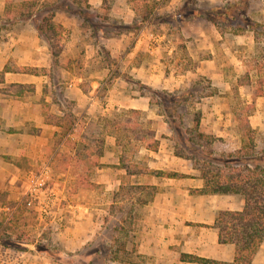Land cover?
Returning a JSON list of instances; mask_svg holds the SVG:
<instances>
[{"label":"rangeland","instance_id":"1","mask_svg":"<svg viewBox=\"0 0 264 264\" xmlns=\"http://www.w3.org/2000/svg\"><path fill=\"white\" fill-rule=\"evenodd\" d=\"M6 1L9 0H4L2 4L0 0V8H3ZM124 1L103 0L100 5H94L88 0V4L85 0H80L79 5H71L83 10L84 17L56 10L53 21L62 25L63 30L51 38L52 49L57 52L55 59L52 58L48 42L35 32L36 37L32 35L34 48L29 53L32 62L27 63L38 64L36 68H47V74L38 75L34 85L46 86L47 94L44 98L50 103L49 112L66 119L71 118L72 114L74 124L71 130L57 127L41 149L42 155L31 158L28 166L21 160V170L5 169L2 180L7 187L3 188V184H0V220L6 211L2 198H7L9 202L24 198L27 206L37 212L35 223L19 229L29 236L36 237L42 229H47V236L51 240L52 235L63 231L69 224V218L73 214L72 205L76 203L74 199L88 198L86 194H82L85 187L79 186V177L74 172L71 158L74 152L83 149L88 139L94 140L93 151H89L95 152L101 133H104L101 115L116 110L121 113L119 122L129 118L131 126L135 125L134 118L137 117L136 129H129L124 134L130 138L124 151L132 161L147 163L154 159L141 146L143 142L134 137L136 130L154 129L160 138L159 146L172 151V140L161 138L162 135L169 134V130L154 109L145 110L138 116L119 110L129 108L131 99L147 91L145 87H140L141 84L151 86L145 80L141 82L136 76L138 69L145 73L153 72V77L161 78L167 90L187 87L198 89L189 103L178 107L184 124H192L193 113L198 109L205 130L214 134L224 133V137L220 136L222 139L214 144L217 150L227 151L239 146L240 135L233 109L242 108L243 100L249 103L251 97L243 95L242 86L238 91L232 87L236 84V79L246 71L253 77V82L257 75L264 78V35L256 43L251 31L233 34L227 29L219 30L211 22L210 24L196 15L180 20L168 16L184 5L206 9L223 4L224 0ZM144 1L155 3V7L143 22L139 11L132 13L130 6L134 7L137 3L140 8ZM112 7L114 11L111 10ZM248 12L253 19L264 23V0H253ZM2 25L0 19V43L7 41L21 28L30 31L29 26H32L30 21L23 20ZM147 31L151 34L146 35ZM160 36L163 37L158 38ZM59 45L61 47L58 51ZM151 45H154V51L151 50ZM256 57L257 62L254 61ZM9 62L15 63L14 59ZM31 64L28 67L34 68L35 65ZM213 88L217 91L211 94ZM41 96L42 92L37 93L35 89L27 91L22 98L1 94L0 99L4 105L18 102L20 106H24L35 102L41 106ZM92 99H95V105L90 106ZM106 105L110 108L102 113ZM29 126L31 125L27 122L26 129L34 131V127ZM68 136L70 139H67ZM74 141L77 143L74 144ZM119 150H122L121 146ZM82 151L87 152L88 149ZM186 160L189 162V159ZM94 172L93 170L90 178H93ZM104 187L106 185L90 189L93 190L90 199L97 201L101 198L102 206L109 211L108 214L99 215L105 219L99 235L76 252L67 251L59 260L50 258L51 264H95L100 261L97 248L104 242V237L110 235L112 228L116 230L115 246H131L129 231L136 226V219L142 214L141 206L134 202L132 192L124 190L122 194L113 187ZM124 193L126 199L122 200ZM40 264L45 262L40 261ZM108 264L114 263L108 261Z\"/></svg>","mask_w":264,"mask_h":264},{"label":"trees","instance_id":"2","mask_svg":"<svg viewBox=\"0 0 264 264\" xmlns=\"http://www.w3.org/2000/svg\"><path fill=\"white\" fill-rule=\"evenodd\" d=\"M85 1L88 4L87 0ZM252 1L224 0L223 4L206 9L184 5L168 14V16L170 15L180 20V18L196 15L208 20L219 30L224 31L227 29L233 34L251 31L254 41L259 43L261 36L264 35V23L253 19L248 14L249 4ZM74 4L79 5L80 0H20L18 2L9 0L0 15L1 25L20 20L30 21L38 35L48 42L52 58L55 59L57 52L52 49L51 38L57 35L60 30H63V26L53 21L54 12L61 9L84 17V11L73 8L71 5ZM154 7L155 3L144 1L140 8L136 3L134 10L136 12L137 10L139 11L141 21L144 22L152 13ZM58 47L59 51L61 45ZM254 61L257 62V57L254 58ZM7 71L46 74L47 68L12 66L6 63L0 70V84L4 83L3 74ZM141 85L140 87H145L147 90L145 93L142 92L141 95L148 98L149 107L162 117L170 131L169 135L163 137L173 141V153L190 159L193 168L199 172L203 180L202 187L193 188L191 191L199 194H235L243 199L241 208L218 210L212 224L218 230L220 242L234 244L235 253L231 262L210 260L187 253H181V259L206 264H251L264 238V131L253 128L249 123V116L253 112L255 99L264 95V78L257 75L253 82V77L246 71L243 76L236 79V84H234L232 89L238 91L239 87L242 86L243 95L251 97V102L248 103L243 100L242 108L233 109L240 140L238 147L227 151H220L214 147L215 142L220 141L222 138L203 128L200 110L194 111L190 126H186L183 122L178 107L189 103L196 95L198 89L187 87L170 91L144 84ZM45 87L44 90L47 92ZM29 89H32V86H26L22 83L3 84L0 86V94L22 96ZM216 91V88H213L210 93L214 94ZM49 107V104L46 103L42 110L44 120L47 123L64 127L65 130H71L74 124L72 114H70L71 118L66 119L59 114L49 112ZM126 111L136 114V116L143 114L141 110L134 108L125 109V111L121 110L122 113H127ZM111 114L112 116L107 114L100 117L104 133H101L102 137L99 139L97 146H95V152L89 151H93L92 144L94 140L88 139L83 145V149L74 152L72 155L71 163L75 168L74 172L80 177V185L85 184L88 187L96 185L90 181L89 175L94 167L101 165L98 158L103 151L104 137L106 135L115 136L116 144L122 147L119 165L126 169L127 175L148 173L156 177L186 176L175 171L150 169L138 162H132L131 157L124 151L130 139L124 134L129 129H136L137 117L134 118L135 125L131 126L129 118H124L119 122L121 113L112 111ZM134 137L152 150L158 148L159 141L155 138L154 129L147 131L136 130ZM67 139H70L69 136ZM75 142L77 143V141H74V144H76ZM157 189V186L150 184H133L126 188L129 192L141 191L145 195L144 198H139L141 204L145 203L147 199H152ZM4 201L5 198H2V203ZM26 203L27 201L24 198L20 201L7 202L6 211L4 210L5 216L0 220V245L59 260L66 252L49 239L47 229H42L41 233L36 237L29 236L22 229L19 230L22 226L25 227L36 222V210L27 206ZM115 231V228H112L109 235L113 241L112 244L116 236ZM110 248L111 246L108 243L99 245L97 253L100 261L95 264H108L109 260L115 259L130 261L131 256L129 252L124 250L122 244L114 248V250Z\"/></svg>","mask_w":264,"mask_h":264},{"label":"crops","instance_id":"3","mask_svg":"<svg viewBox=\"0 0 264 264\" xmlns=\"http://www.w3.org/2000/svg\"><path fill=\"white\" fill-rule=\"evenodd\" d=\"M3 1L1 0L2 4L4 3ZM88 2L100 5L103 0H88ZM5 4L3 8L1 7L3 10ZM124 4H126L125 1ZM114 7L117 9L116 6ZM111 10H113V7ZM130 11L135 13L133 5L130 6ZM203 20L209 22L206 19ZM29 27L31 28L30 31L21 28L20 31L15 33L16 36L12 35L7 41L0 43V70L6 63L12 66H28L31 64L32 59H30L29 53H32L34 48V42L31 40L33 39L32 35L35 37L36 34L38 37L40 36L33 25ZM146 33V35L151 34L149 31ZM161 37L163 36L158 38ZM151 46V50L154 51V45ZM10 59H14L15 63L11 64L9 62ZM28 61L30 62L27 63ZM31 65L36 67L38 64ZM46 74H33L22 71H7L3 74L4 85L22 83L26 86H32V89L28 91L36 89L37 93L41 94L42 92L41 99L43 101L41 106L35 102L20 106L18 102H12V104L8 105L1 104L0 99V184H3V188L7 187L2 180L5 176V169L15 168L21 170V160L25 161L26 166H28V162L32 161L31 158L42 155L41 149L48 143L49 138L52 137L57 127H60L44 120L42 110L46 103L50 106V103L44 98L47 92H45L42 85H34L35 79L39 77L38 75ZM153 75V72L145 73L140 69L136 72V76L142 80L141 82L145 80L147 84L154 88L160 87V89L167 90L162 79L158 76L154 78ZM43 81L45 82L46 80ZM3 84H0V86ZM26 92L22 96L14 97L22 98ZM89 104L90 106L95 105V99H92ZM128 106L129 108L141 110L143 113L145 110L151 109L148 104V98H144L141 95L131 99ZM109 108L110 106H104L102 113ZM129 108L118 109L121 111ZM113 111L116 112V110ZM111 113L112 111L108 112V115ZM104 115L107 114L101 116ZM27 122L31 125L29 127H34V129L32 128L34 131L26 129L25 124ZM249 123L253 128L264 131V95L256 98L255 109L249 116ZM98 124H100V121ZM169 134H166V136ZM216 135L224 137L223 132H218ZM108 137L109 140H107ZM155 138L159 141L156 150L148 148L143 143L141 144L154 159L147 163L135 160L132 162H138L150 169L175 171L186 176L156 177L148 173L127 175L126 169L119 165L121 150H119L120 145L116 144L115 136L113 135H106V138H104L103 151L98 158L101 165L92 169L91 173L93 170L95 171L93 178H90L91 175H89L90 181L96 184L93 187L103 188L106 185L104 188L111 189L113 187L115 190L122 192V194L129 185L133 184H150L158 188L152 199H147L143 204L139 202V198L145 197L141 191L131 193L134 197V199L132 198L134 202L139 204L142 209V214L136 219V226L129 231L131 246L122 244L125 251L129 252L131 259L127 262L119 259L109 260V262L114 264H206L182 260L180 257L181 253L193 254L210 260L231 262L234 258L235 246L232 243L220 242L218 230L212 224L218 210L241 208L243 199L235 194H199L192 192L193 188H200L203 185V180L199 172L193 168L192 161L189 159V162H187V158L175 155L173 149L169 151V149L161 148L159 146L161 145L160 138L156 133ZM161 138L171 140L163 137V135ZM4 139L5 141H3ZM79 186L85 187L82 194H86L88 198H83L82 200L74 199L76 203L72 205L73 214L69 218V224L66 229L55 233L51 237V241L65 252H76L92 238L97 237L101 229H103L105 221L99 215L100 213L104 215L109 213L102 206L101 198L97 199V201L90 199L93 193V190H90L91 186L88 187L85 184H79ZM87 187L88 189H86ZM121 199H126L125 193L121 196ZM7 202L9 200L5 198L3 204L7 206ZM116 221L120 222V220ZM112 242L110 236L104 237L103 243H108L111 246L110 249L114 250L117 246H115V242L113 244ZM40 261L45 262V264H51L48 256L14 250L0 245V264H40ZM251 264H264V238Z\"/></svg>","mask_w":264,"mask_h":264}]
</instances>
